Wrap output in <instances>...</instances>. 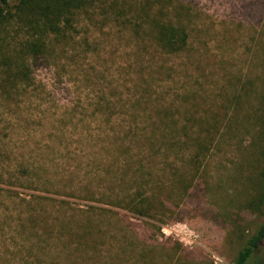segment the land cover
Wrapping results in <instances>:
<instances>
[{
    "label": "rangeland",
    "instance_id": "374dc122",
    "mask_svg": "<svg viewBox=\"0 0 264 264\" xmlns=\"http://www.w3.org/2000/svg\"><path fill=\"white\" fill-rule=\"evenodd\" d=\"M159 11L189 33L177 52L149 34ZM7 28L0 52L26 38L16 19ZM47 41L28 84L0 77V264H235L264 223V204L238 205L264 167V0H96ZM236 91L231 131L222 95ZM199 117L223 134L199 193L202 212L234 209L223 223L195 201L177 211L178 187L158 178L190 169L187 151L157 152L163 129ZM138 189L165 206L135 214ZM247 262L264 264V237Z\"/></svg>",
    "mask_w": 264,
    "mask_h": 264
},
{
    "label": "trees",
    "instance_id": "16d2710c",
    "mask_svg": "<svg viewBox=\"0 0 264 264\" xmlns=\"http://www.w3.org/2000/svg\"><path fill=\"white\" fill-rule=\"evenodd\" d=\"M95 1L16 0L12 8L8 0H0V37L3 35V40L6 41L7 24L13 18L18 21L19 26L24 29L26 34V38L23 41L17 42L16 49L0 52V77H2L3 82L1 87L5 88L7 86L13 88L28 84L31 69L38 65L37 62L47 52V37L50 35L54 37L63 35L66 32V28L72 24L74 13L88 7ZM150 23L151 29L149 34L157 46L164 52H177L187 45L189 33L179 21L174 23L170 20H165L159 11L157 12V16H153L150 19ZM222 96L225 108L232 109L235 112L234 120L227 118L228 128L231 131H235L234 128L239 123L236 113L240 109V92L236 91L231 94L225 92ZM195 119L198 123L194 124V130L186 125L176 127L172 122L166 125V129H163L164 132H162L161 137L157 138V152L160 151L162 156H167L170 152H173L175 156L181 159L184 151L189 153V161H187L189 165L187 168H190L188 170L189 173H182L178 168H174L170 175H167V171L165 173L162 170L163 173L158 178L162 179L166 176L165 179H170L169 186L171 188L178 187V192L175 194L178 200L181 201L182 208L176 206L177 211H187L185 208L188 209L190 202L195 201L197 204L191 207V209H200V216L203 218L206 216L205 212H212L213 214L210 215V218L216 222L223 223L226 217L233 215L234 209L229 208L227 213H215L209 208H204L202 212V204H200L202 200L199 198V193L203 190L200 184L205 177L208 154L213 150L215 145L218 146V139L223 134L219 133L221 127H219L218 119L212 118L208 120L205 117ZM233 122L236 123L232 124ZM215 141L216 143L212 144ZM243 159L237 165L233 163V171L232 173H228V175L232 174V177H236L235 172L236 175H239V166L241 170V161ZM182 165H184V162H182ZM223 170L225 171V169ZM256 175L259 178L257 181L255 176L253 180L251 178L247 179L250 188L246 191L247 194L240 199L238 203L239 207L258 208L264 204V167H261ZM142 178L143 183H146L145 181L148 180L146 176ZM161 184L159 182V185ZM161 192H157L156 196L154 193L150 195L145 193L144 189H138L132 195H128L130 198L126 203L129 205V210L139 216H149L157 203H159L160 207L165 206L163 198H160ZM170 212L173 211L170 209ZM263 237L264 223L242 244L235 255L234 263L247 264V260L254 250L259 247V243Z\"/></svg>",
    "mask_w": 264,
    "mask_h": 264
}]
</instances>
